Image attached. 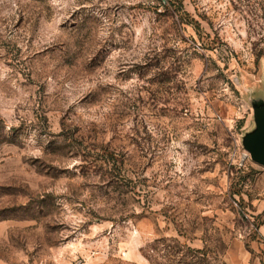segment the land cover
I'll list each match as a JSON object with an SVG mask.
<instances>
[{
    "label": "rangeland",
    "instance_id": "374dc122",
    "mask_svg": "<svg viewBox=\"0 0 264 264\" xmlns=\"http://www.w3.org/2000/svg\"><path fill=\"white\" fill-rule=\"evenodd\" d=\"M179 1L0 0V264H264V0Z\"/></svg>",
    "mask_w": 264,
    "mask_h": 264
},
{
    "label": "water",
    "instance_id": "95a60500",
    "mask_svg": "<svg viewBox=\"0 0 264 264\" xmlns=\"http://www.w3.org/2000/svg\"><path fill=\"white\" fill-rule=\"evenodd\" d=\"M250 105L254 130L242 138V148L254 164L264 168V102L252 101Z\"/></svg>",
    "mask_w": 264,
    "mask_h": 264
},
{
    "label": "trees",
    "instance_id": "16d2710c",
    "mask_svg": "<svg viewBox=\"0 0 264 264\" xmlns=\"http://www.w3.org/2000/svg\"><path fill=\"white\" fill-rule=\"evenodd\" d=\"M166 2L168 3L169 6L174 5L175 2L178 3V8H177V9H178L179 11H183L182 5H181V3H180L179 0H166ZM163 3H164V2H163ZM168 5H167L166 7H168ZM183 13H184V12H183Z\"/></svg>",
    "mask_w": 264,
    "mask_h": 264
},
{
    "label": "crops",
    "instance_id": "0c3cea01",
    "mask_svg": "<svg viewBox=\"0 0 264 264\" xmlns=\"http://www.w3.org/2000/svg\"><path fill=\"white\" fill-rule=\"evenodd\" d=\"M260 234L264 238V225L260 229Z\"/></svg>",
    "mask_w": 264,
    "mask_h": 264
}]
</instances>
